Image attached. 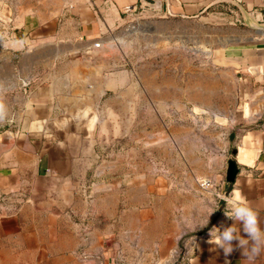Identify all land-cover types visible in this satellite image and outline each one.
Segmentation results:
<instances>
[{
	"label": "crops",
	"instance_id": "0c3cea01",
	"mask_svg": "<svg viewBox=\"0 0 264 264\" xmlns=\"http://www.w3.org/2000/svg\"><path fill=\"white\" fill-rule=\"evenodd\" d=\"M141 1L152 0H50L44 15L38 18V41H31L32 45L22 51L16 73L13 71L15 78L8 82L7 92L0 98L5 109L4 119L0 120V194L33 193L21 207L0 212V264L150 261L127 257L128 251L119 245L122 240L115 234L111 236L103 223L95 226V214H108L104 208L88 206L80 210L76 206L64 208L62 203L58 207H39L29 198H44L38 193L45 182L63 184L62 192L70 189L68 183L80 165L71 152L78 149L84 136L94 134V103L108 90L105 86L114 69H119L125 47L135 43L140 49L149 44L161 51L178 49L179 44L171 45V40L190 37V32L180 35L175 24L187 23L190 27V18L216 20L214 14L225 6L230 10L225 22L240 21L233 3L264 20V0H160L161 11L145 7ZM260 33H246L245 41H236L225 62L234 75L236 103L230 134L235 140L230 158L238 167L227 194L251 206L264 230V34ZM32 34L36 33L31 32L27 40L35 36ZM71 195L74 196L72 192ZM70 210L76 216H85L86 222L93 221L85 226L77 223L79 217L69 221ZM233 223L223 212L215 227ZM136 233L137 229L129 231L131 246L138 245ZM238 234L245 237L242 228ZM209 239V234L194 239L178 264H264V251L248 259L234 240V250L225 256ZM168 242L172 245L168 246ZM174 246L173 240L156 241L162 263L173 262H165L162 255L168 248L173 254ZM149 264L160 262L156 259Z\"/></svg>",
	"mask_w": 264,
	"mask_h": 264
},
{
	"label": "rangeland",
	"instance_id": "374dc122",
	"mask_svg": "<svg viewBox=\"0 0 264 264\" xmlns=\"http://www.w3.org/2000/svg\"><path fill=\"white\" fill-rule=\"evenodd\" d=\"M49 1L0 0V98L15 78L22 51L38 41V18ZM218 9L216 20L190 18V27L175 24L180 35L190 32V37L171 40L178 49L123 47L119 69L111 70L108 90L94 103V134L84 136L71 152L80 165L70 189L62 192L63 184L45 182L38 193L45 197L29 198L35 206L104 208L108 214L88 221L103 223L122 240L127 257L160 264L167 263H162L156 241H175L174 253L168 248L162 257L178 264L194 239L209 234L226 209L225 167L235 140L230 134L234 75L225 62L236 41L256 33L240 17L225 22L227 6ZM31 32L36 34L27 40ZM203 180L209 185H202ZM30 194H0V212L21 207ZM212 207L216 210L207 225L192 230L205 222ZM72 212H67L69 221L79 217L77 223L87 224L85 216ZM134 229L137 246H131L128 236Z\"/></svg>",
	"mask_w": 264,
	"mask_h": 264
},
{
	"label": "clouds",
	"instance_id": "9594fccd",
	"mask_svg": "<svg viewBox=\"0 0 264 264\" xmlns=\"http://www.w3.org/2000/svg\"><path fill=\"white\" fill-rule=\"evenodd\" d=\"M5 109L0 105V120L4 119ZM225 216L234 223L227 227H213L209 232V243L216 248L222 249L225 256L232 253L233 241L238 242V247L242 250V255L248 259H255L264 251V230L261 229L258 219V213L249 206L242 198H227L225 200ZM216 210V207L209 208L207 219L202 224L193 225L204 227L208 223V217ZM238 225V227H237ZM245 234L241 237L240 229Z\"/></svg>",
	"mask_w": 264,
	"mask_h": 264
},
{
	"label": "water",
	"instance_id": "95a60500",
	"mask_svg": "<svg viewBox=\"0 0 264 264\" xmlns=\"http://www.w3.org/2000/svg\"><path fill=\"white\" fill-rule=\"evenodd\" d=\"M227 2H230L228 0H224ZM145 4V7H148L155 11H161L162 10V4L160 0H152L150 2L141 1V3ZM236 6V9L239 13L240 18L243 20V22L250 28L259 31L264 32V20H260L256 18L254 15L248 13L241 5L237 3H233ZM15 49H18V47H15ZM238 173V167L236 164V161L232 158H230L227 161V167L225 171V180L228 183H231L234 181L236 174Z\"/></svg>",
	"mask_w": 264,
	"mask_h": 264
},
{
	"label": "built area",
	"instance_id": "2783aa9c",
	"mask_svg": "<svg viewBox=\"0 0 264 264\" xmlns=\"http://www.w3.org/2000/svg\"><path fill=\"white\" fill-rule=\"evenodd\" d=\"M208 183H209L208 180H203V181H202V185H206V186H208V185H209Z\"/></svg>",
	"mask_w": 264,
	"mask_h": 264
}]
</instances>
